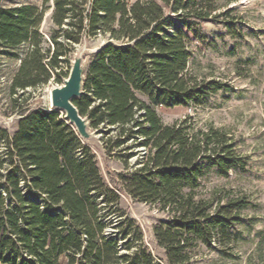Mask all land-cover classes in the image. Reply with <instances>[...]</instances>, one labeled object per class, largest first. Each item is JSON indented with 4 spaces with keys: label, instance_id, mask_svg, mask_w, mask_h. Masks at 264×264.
<instances>
[{
    "label": "trees",
    "instance_id": "trees-1",
    "mask_svg": "<svg viewBox=\"0 0 264 264\" xmlns=\"http://www.w3.org/2000/svg\"><path fill=\"white\" fill-rule=\"evenodd\" d=\"M171 12L179 13L176 25ZM211 13L206 0L0 3V48L20 60L8 85L15 129L0 132L1 264H195L187 250L197 242L211 248L243 222L246 197L212 202L196 194L209 169L225 175L245 167L231 136L221 128L195 129L189 117L164 124L155 111L202 106L211 94L233 90L188 73L189 34L197 37L202 23L213 22ZM94 39L105 44L92 54L73 104L97 135L102 158L127 169L136 155L130 146L144 151L136 167L117 174L107 168V177L97 149L64 114L18 96L52 78L63 82L69 69L62 71V63L77 44ZM121 195L165 214L152 228L161 258L119 207Z\"/></svg>",
    "mask_w": 264,
    "mask_h": 264
},
{
    "label": "rangeland",
    "instance_id": "rangeland-1",
    "mask_svg": "<svg viewBox=\"0 0 264 264\" xmlns=\"http://www.w3.org/2000/svg\"><path fill=\"white\" fill-rule=\"evenodd\" d=\"M206 1L212 7L214 21L202 23L197 37L189 34L192 41L188 73L198 80L227 84L233 90L211 94L202 106H162L156 107L155 111L164 124L189 117L195 129L214 127L225 130L235 144L236 153L246 161L243 169L232 168L223 175L213 168L200 179L197 197L215 202L217 199L224 201L226 196H244L249 204L241 210L243 222L233 225L218 242L211 244V248L197 242L187 250L188 256L195 264H256L264 261V0ZM0 3L2 6L40 5L41 0H0ZM47 14L40 26L45 32L51 27ZM169 14L172 24H178L179 13ZM168 29L173 31L175 27ZM104 44V40L94 39L76 45L82 50L86 68L92 54ZM6 53L7 50L0 48V132L4 129L11 134L15 125L14 116L9 115L8 85L20 60L9 58ZM73 53L62 63V71L69 69ZM21 54L22 51L19 57ZM61 84L52 78L36 90L19 91L18 96L29 97L32 106L51 109L49 90ZM113 132L111 129L110 133ZM87 142L97 149L106 177L107 168L115 174L133 169L144 153L140 146H130L136 155L128 159L129 165L124 169L117 159L102 158L97 140ZM4 150L0 136V154H4ZM119 207L140 227L143 240L153 255L161 258L163 251L154 242L152 228L165 214L126 195H121Z\"/></svg>",
    "mask_w": 264,
    "mask_h": 264
},
{
    "label": "water",
    "instance_id": "water-1",
    "mask_svg": "<svg viewBox=\"0 0 264 264\" xmlns=\"http://www.w3.org/2000/svg\"><path fill=\"white\" fill-rule=\"evenodd\" d=\"M86 65L83 61L82 50L75 46L67 78L63 79L60 86L49 90V106L64 114V118L72 125L83 141H92L97 135L91 131L88 120L82 117L73 104V99L82 94L83 80Z\"/></svg>",
    "mask_w": 264,
    "mask_h": 264
}]
</instances>
